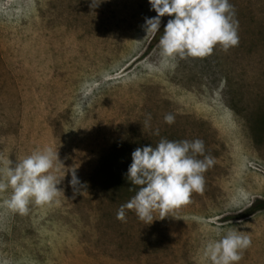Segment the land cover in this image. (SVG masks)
<instances>
[{"label": "rangeland", "instance_id": "374dc122", "mask_svg": "<svg viewBox=\"0 0 264 264\" xmlns=\"http://www.w3.org/2000/svg\"><path fill=\"white\" fill-rule=\"evenodd\" d=\"M90 3L0 0V153L60 159L52 202L21 214L0 199V264H209L202 243L228 228L252 241L239 264H264V208H250L264 200V0H229L237 46L167 66L149 0ZM162 137L204 141V191L151 224L118 220L132 152Z\"/></svg>", "mask_w": 264, "mask_h": 264}, {"label": "clouds", "instance_id": "9594fccd", "mask_svg": "<svg viewBox=\"0 0 264 264\" xmlns=\"http://www.w3.org/2000/svg\"><path fill=\"white\" fill-rule=\"evenodd\" d=\"M102 0H91L95 9ZM156 16L145 19L148 33L159 31L161 18L173 17L164 27L159 40L162 63L167 66L177 58H205L219 45L225 52L237 46L239 36L233 23V6L229 0H149ZM149 114L144 126H147ZM164 122L175 123V116L167 113ZM159 135V129L156 130ZM126 178L138 186L135 195L120 205L116 218L125 221L126 210L134 211L144 224H151L158 212L164 219L173 210L190 202L194 192L204 191V173L215 164L205 155L202 139L169 140L161 138L155 146L137 147ZM203 157L200 159L198 157ZM58 152L45 146L29 155L17 156L16 162L0 153V199L2 206L23 214L27 205L52 202L60 195V183L53 174L58 170ZM73 185L78 178L73 172ZM11 189L10 193L4 195ZM251 238L236 228L216 231V238L202 243L203 256L209 264H239L243 252L251 247Z\"/></svg>", "mask_w": 264, "mask_h": 264}, {"label": "trees", "instance_id": "16d2710c", "mask_svg": "<svg viewBox=\"0 0 264 264\" xmlns=\"http://www.w3.org/2000/svg\"><path fill=\"white\" fill-rule=\"evenodd\" d=\"M167 24L166 23H163L161 26H160V29L159 31H157V36L155 37V39H158L159 37H161L163 35V31H164V27L165 25ZM251 210H258V209H262L264 208V200H255L252 204H251Z\"/></svg>", "mask_w": 264, "mask_h": 264}]
</instances>
